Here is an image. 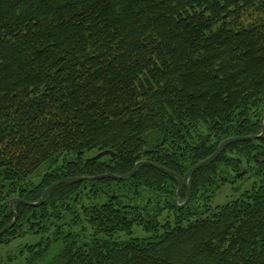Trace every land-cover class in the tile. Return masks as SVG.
<instances>
[{
  "label": "trees",
  "instance_id": "trees-1",
  "mask_svg": "<svg viewBox=\"0 0 264 264\" xmlns=\"http://www.w3.org/2000/svg\"><path fill=\"white\" fill-rule=\"evenodd\" d=\"M263 115L264 0H0V232L13 198L140 161L185 177ZM178 188L143 164L17 202L0 264H264V136Z\"/></svg>",
  "mask_w": 264,
  "mask_h": 264
},
{
  "label": "water",
  "instance_id": "water-1",
  "mask_svg": "<svg viewBox=\"0 0 264 264\" xmlns=\"http://www.w3.org/2000/svg\"><path fill=\"white\" fill-rule=\"evenodd\" d=\"M261 125H262V128H263V132L260 134V135H254V136H249V137H231V138H228V139H225L218 147L217 151L211 155L210 157H208L207 159L201 161L200 163H198L197 165H195L194 167H192L188 173L186 174L185 177H182L181 175H178L176 172L174 171H171L169 169H167L166 167H160L158 166L157 164L151 162V161H140L136 164L135 168L133 169V171L127 176V177H122V176H117V175H114V174H103V175H98V176H83V177H71V178H65V179H62L60 181H57L55 183H53L52 185H50L43 193L40 201L38 202H34V203H31V202H28V201H25L21 198H13L11 199V202H10V208L12 209V211L14 212V219H13V222L8 225L5 229H3L1 232H0V236L5 233L8 229L12 228L14 226V224L16 223V220H17V213L16 211L14 210V204L17 203V202H23L25 204H28L30 206H33V207H37L39 205H41L43 203V201L45 200V198L48 196V194L53 190L55 189L58 185L60 184H63L65 182H68V181H72V182H80V181H84V180H94V179H98V178H105V177H112L114 179H123V178H130L132 177L137 168L140 166V165H143V164H150V165H153V166H156L158 167L160 170L164 171V172H167V173H170L174 176H176L179 180V188H178V192H177V196L175 197L174 201L175 203L178 204V198H179V194H180V191L181 189L185 186H188V183H189V179L191 177V175L199 168H201L203 165H205L206 163L208 162H211L213 160H215L218 155L220 154V152L226 147L228 146L230 143L234 142V141H239V140H248V139H256V138H261L264 136V115L262 116L261 118ZM106 155H112L114 156V152L112 150H103L97 154H95L94 156L92 157H89L87 158V161H97L101 158H103L104 156ZM115 194V193H114ZM120 196H126L125 194L124 195H120ZM190 193L188 195V198L187 200L182 203V204H179L181 207H184L186 206L189 201H190ZM20 235V234H19Z\"/></svg>",
  "mask_w": 264,
  "mask_h": 264
},
{
  "label": "rangeland",
  "instance_id": "rangeland-1",
  "mask_svg": "<svg viewBox=\"0 0 264 264\" xmlns=\"http://www.w3.org/2000/svg\"><path fill=\"white\" fill-rule=\"evenodd\" d=\"M241 181V180H240ZM239 181V184H240ZM255 180L253 179H247L244 180V182H242L238 188H240L238 191H232V186H226L224 187V189L222 190V192L219 194L218 198H217V202L218 203H224L228 200H230L231 196L235 193L240 194L241 192L245 191L246 189H250L253 184H254ZM237 185V184H235Z\"/></svg>",
  "mask_w": 264,
  "mask_h": 264
}]
</instances>
